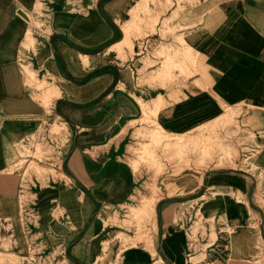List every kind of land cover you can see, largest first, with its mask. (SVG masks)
<instances>
[{
    "label": "crops",
    "instance_id": "0c3cea01",
    "mask_svg": "<svg viewBox=\"0 0 264 264\" xmlns=\"http://www.w3.org/2000/svg\"><path fill=\"white\" fill-rule=\"evenodd\" d=\"M37 1L0 0V264H260L264 188L255 174L215 171L157 197L125 147L144 105L169 134L192 132L229 106L264 116V0H156L146 18L155 28L133 34L132 47L123 23L137 0H105L95 25L49 33L31 23ZM251 120L264 129V118ZM57 133L68 135L66 178L21 202L17 148L56 146ZM143 197L153 200L154 236L105 252L107 213Z\"/></svg>",
    "mask_w": 264,
    "mask_h": 264
},
{
    "label": "rangeland",
    "instance_id": "374dc122",
    "mask_svg": "<svg viewBox=\"0 0 264 264\" xmlns=\"http://www.w3.org/2000/svg\"><path fill=\"white\" fill-rule=\"evenodd\" d=\"M104 1L38 0L34 8L29 10L31 23L48 33L53 29L62 31L64 26L69 27L74 22L79 29L88 19L95 25L100 13H103ZM34 2L35 0H29L28 5L31 7ZM155 4L156 0H137L136 7L130 8L125 16L130 20L123 23L126 46L132 47L130 37L133 34L143 35L150 27L155 28L158 20L150 22L146 19L154 12ZM124 24H130L131 33L127 32L128 28ZM190 55L193 57L194 53ZM170 58L172 63L179 57L170 56L167 62ZM179 64H175L174 69L182 67ZM142 111V119L137 121L139 127L126 139L129 145L125 148L135 172L142 175L140 181L145 190L154 191L158 197L164 186H173L174 189L180 185L196 186L201 183L199 177L233 168L255 174V186L264 188V129L257 130L251 120L264 116L255 113L253 108L245 105L229 106L222 116L186 134H169L159 126L156 108L144 105ZM56 135L60 137L56 146L52 142H32L33 145L17 148L11 169L21 172L23 177L21 202H36V195L31 188L57 186L66 178L61 168L64 159H67L65 150L68 135ZM46 136L45 134L44 137ZM119 136L111 142H119L122 135ZM52 137L55 138L53 135ZM106 149L110 151V146H106ZM123 149V146H119L110 153H121ZM134 201L135 204L123 206L105 216L107 234L102 239L105 252L120 255L124 248L138 245L139 241H146L154 236L155 214L150 210L152 198L143 197L140 201ZM258 201L264 207V193L258 196ZM262 219L264 223V215ZM226 230L229 233L233 231L232 228ZM255 256L260 264H264V243L259 245Z\"/></svg>",
    "mask_w": 264,
    "mask_h": 264
},
{
    "label": "bare ground",
    "instance_id": "6f19581e",
    "mask_svg": "<svg viewBox=\"0 0 264 264\" xmlns=\"http://www.w3.org/2000/svg\"><path fill=\"white\" fill-rule=\"evenodd\" d=\"M124 27L127 29L128 28V30H127V32H129V33H131V29H130V24H124ZM133 28V27H132ZM165 33V32H164ZM156 41V40H155ZM52 89V88H51ZM57 91V90H56ZM52 92V91H51ZM58 92V91H57ZM55 94V93H54ZM58 94V93H57ZM55 96V95H54ZM202 176V175H201ZM199 180H200V177H199ZM153 205L151 206V208L153 209ZM248 220V219H247Z\"/></svg>",
    "mask_w": 264,
    "mask_h": 264
}]
</instances>
